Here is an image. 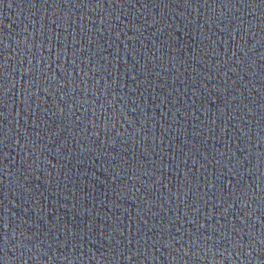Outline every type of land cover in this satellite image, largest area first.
<instances>
[{
  "label": "water",
  "instance_id": "95a60500",
  "mask_svg": "<svg viewBox=\"0 0 264 264\" xmlns=\"http://www.w3.org/2000/svg\"><path fill=\"white\" fill-rule=\"evenodd\" d=\"M0 264H264V0H0Z\"/></svg>",
  "mask_w": 264,
  "mask_h": 264
}]
</instances>
